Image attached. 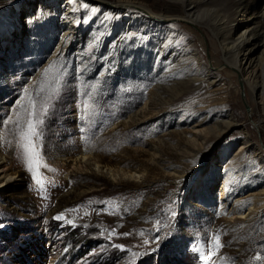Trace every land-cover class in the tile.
Instances as JSON below:
<instances>
[{"label": "rangeland", "instance_id": "374dc122", "mask_svg": "<svg viewBox=\"0 0 264 264\" xmlns=\"http://www.w3.org/2000/svg\"><path fill=\"white\" fill-rule=\"evenodd\" d=\"M41 1L0 0V264H264V47L214 29L264 0Z\"/></svg>", "mask_w": 264, "mask_h": 264}, {"label": "bare ground", "instance_id": "6f19581e", "mask_svg": "<svg viewBox=\"0 0 264 264\" xmlns=\"http://www.w3.org/2000/svg\"><path fill=\"white\" fill-rule=\"evenodd\" d=\"M103 2H105L106 5H110L112 8L109 7V11L111 13H118L121 10L117 9V7H123L125 5H122V3L120 2H113L110 0H102ZM186 7L188 8V11L194 12L196 10L201 9L203 6L207 5L211 0H181ZM232 1H239V0H232ZM241 1V0H240ZM48 2V4L56 6L57 5V0H44L41 1L39 4V8L40 9H44L47 8L45 3ZM229 2V1H228ZM229 4V3H227ZM73 5H75V7H73ZM229 6H225L226 10L224 13H222L220 15V17L218 19H215V30L218 32V34L220 35L221 39L225 42V51L231 49V48H235L237 53L241 52L242 48H246V50H248V52L250 53L254 47L256 46H263L264 47V27L259 28L258 30H250V29H246L243 32L239 33L237 35L236 34H230L229 30H228V19H229ZM78 3H76L73 0H67V4H66V8H65V12H64V16L63 19L65 21V24L67 26V28L69 30H75L76 29V21H78L80 14L78 13ZM153 19H155V23H159V22H166V21H171L172 23L175 22L176 18L175 17H171L170 15L164 14V13H160L158 15H154ZM72 22V23H69ZM175 32H172L171 34L174 35ZM168 42L170 41V38L168 37ZM163 48H166V46H164ZM167 49V48H166ZM171 51V50H170ZM178 51V50H177ZM169 54V53H168ZM178 54V52H177ZM192 56L195 59H198V55L196 54L195 51L192 52ZM175 57L174 54L170 55V58ZM178 59V58H177ZM236 67H237V73L240 75L242 83L244 85H246L245 80H250V79H255L257 77L256 73H252L250 74L248 72L249 68L252 66L253 64V60L251 58V55L248 56V53H243V57H239V54H237V58H236ZM200 69V68H199ZM256 72V71H255ZM211 73H213L215 76H217L212 70H207V73L204 76H200L205 77L208 79L207 75H210ZM199 77V76H198ZM210 80V78H209ZM214 80L211 81V83ZM264 85V82H263ZM264 91V90H262ZM264 93V92H263ZM263 96V94H262ZM263 99V98H262ZM245 147L248 146V143L244 145ZM262 148L256 149L257 155H258V159L260 160H264V154L262 153V151L260 150ZM8 167H7V163L4 159V157H0V184H3L4 182H6L11 176L8 173ZM223 195H225V189L221 190V197H219V199L223 198ZM252 212V210H251ZM236 214L235 209L230 211V215L234 216Z\"/></svg>", "mask_w": 264, "mask_h": 264}, {"label": "snow or ice", "instance_id": "6c2138e0", "mask_svg": "<svg viewBox=\"0 0 264 264\" xmlns=\"http://www.w3.org/2000/svg\"><path fill=\"white\" fill-rule=\"evenodd\" d=\"M29 127L31 128V125H29ZM33 134H34V133H33ZM29 142H30V141H29ZM25 149L27 150V145H25ZM60 218H61V217H57V219H60ZM125 235H127V234H125ZM216 239H217V245H216V246L219 247V243H218V239H219V238L217 237ZM145 243H147V241H145ZM256 259H257V260H261V259H264V257L257 256Z\"/></svg>", "mask_w": 264, "mask_h": 264}]
</instances>
